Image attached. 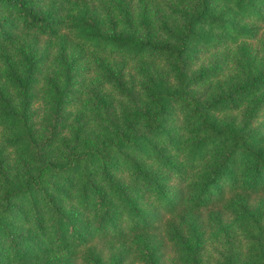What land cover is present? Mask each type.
Here are the masks:
<instances>
[{"label":"trees","instance_id":"obj_1","mask_svg":"<svg viewBox=\"0 0 264 264\" xmlns=\"http://www.w3.org/2000/svg\"><path fill=\"white\" fill-rule=\"evenodd\" d=\"M262 110L264 0H0V264H264Z\"/></svg>","mask_w":264,"mask_h":264},{"label":"rangeland","instance_id":"obj_2","mask_svg":"<svg viewBox=\"0 0 264 264\" xmlns=\"http://www.w3.org/2000/svg\"><path fill=\"white\" fill-rule=\"evenodd\" d=\"M258 37L252 40L244 41L251 49L254 50L255 54L260 55V48L258 45ZM224 53L227 56V59H229L234 53L235 50L233 49L232 46L224 45L223 47H220L216 51H207L206 53L203 54V56L200 58L202 61H208L211 58L218 60L221 58L220 54ZM200 60V61H201ZM224 70L226 72L231 71V67L229 66L228 62L225 63L224 65ZM229 115L234 116L236 119H239L241 117L240 112H233L229 111ZM255 126H259L261 129H264V110L261 111L259 119L253 123ZM254 208L257 205H262L264 209V195H260L256 198L252 199V202ZM204 218L209 220L208 213H204ZM225 220L226 222L230 224H226L224 228H218V229H210V222L207 225V229L204 233L203 240V246L202 249L199 251L200 259L202 260H209L212 261L214 259H218L219 256L221 255L222 251V242L224 239V234H229L230 238L233 239L235 242L238 241V235L236 234V226L234 225V220L225 215ZM223 232V235L221 234ZM119 244H114L113 247H106L104 250V255L103 257L106 258V260H113L114 257L119 255L120 252V245ZM170 255V254H169ZM166 257H167V252H166ZM129 263L126 264H134L132 259H128Z\"/></svg>","mask_w":264,"mask_h":264}]
</instances>
